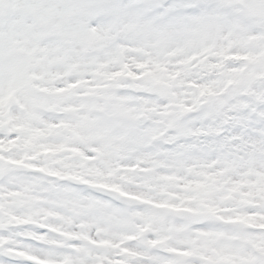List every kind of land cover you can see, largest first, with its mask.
Here are the masks:
<instances>
[{"label": "snow or ice", "instance_id": "snow-or-ice-1", "mask_svg": "<svg viewBox=\"0 0 264 264\" xmlns=\"http://www.w3.org/2000/svg\"><path fill=\"white\" fill-rule=\"evenodd\" d=\"M0 264H264V0H0Z\"/></svg>", "mask_w": 264, "mask_h": 264}]
</instances>
